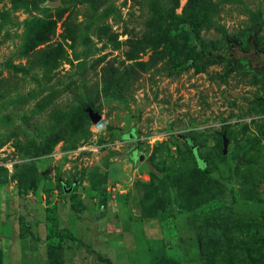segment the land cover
Here are the masks:
<instances>
[{
	"label": "rangeland",
	"instance_id": "obj_1",
	"mask_svg": "<svg viewBox=\"0 0 264 264\" xmlns=\"http://www.w3.org/2000/svg\"><path fill=\"white\" fill-rule=\"evenodd\" d=\"M186 2L0 0V264H264V0Z\"/></svg>",
	"mask_w": 264,
	"mask_h": 264
},
{
	"label": "trees",
	"instance_id": "obj_2",
	"mask_svg": "<svg viewBox=\"0 0 264 264\" xmlns=\"http://www.w3.org/2000/svg\"><path fill=\"white\" fill-rule=\"evenodd\" d=\"M106 0H95V5L98 6L102 3H104ZM212 0H187L186 5H185V11H188L190 13L186 19L184 20V25L182 26V31L189 35V38L191 41H193V36L196 35L197 29H199V22H198V17L203 18V19H210L212 12V7H211ZM199 12V13H198ZM201 14V15H198ZM206 16V17H205ZM186 24V25H185ZM220 57L219 54L215 52H209L206 54H203L201 57H191L190 60L188 61V64L193 66L194 69L197 72H201L206 65L212 64L217 61V59ZM234 60L230 61L229 69L232 70L234 69ZM194 156H195V150L192 149ZM196 158V168L197 169H202L204 165V161L200 160L199 158ZM18 191L23 192L24 188L21 186H18ZM215 219V218H213ZM18 226H19V232L18 236L19 238H25L27 236H30L34 240H37V237L32 234L30 225L28 222L24 220V218L20 215L18 216ZM51 236L56 237L57 239H64L67 238L72 241H78L82 246L85 247L86 251L88 252H93V249L88 247L81 239L77 238L73 232L68 229L64 228L63 231H53L47 232L46 237L49 238Z\"/></svg>",
	"mask_w": 264,
	"mask_h": 264
},
{
	"label": "water",
	"instance_id": "obj_3",
	"mask_svg": "<svg viewBox=\"0 0 264 264\" xmlns=\"http://www.w3.org/2000/svg\"><path fill=\"white\" fill-rule=\"evenodd\" d=\"M58 2L55 1H48L46 4L49 6H55ZM90 116L92 117L93 120H98V116L94 115L93 112H90ZM139 159H142V156H138Z\"/></svg>",
	"mask_w": 264,
	"mask_h": 264
}]
</instances>
